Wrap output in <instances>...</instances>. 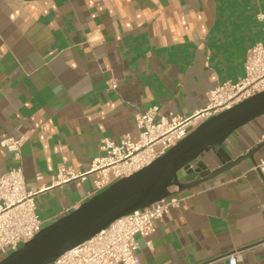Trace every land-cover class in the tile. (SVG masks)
Segmentation results:
<instances>
[{"label": "crops", "instance_id": "0c3cea01", "mask_svg": "<svg viewBox=\"0 0 264 264\" xmlns=\"http://www.w3.org/2000/svg\"><path fill=\"white\" fill-rule=\"evenodd\" d=\"M257 42L264 0H0V173L21 164L51 224L93 190L92 174L54 184L58 169L87 173L104 137L137 140V111L195 115L214 87L244 74ZM11 136L23 137L20 161L1 144ZM223 147L240 160L183 191L181 206L138 236L141 264H229L233 253L237 264H264V181L255 168L264 115ZM204 159L221 165L213 151Z\"/></svg>", "mask_w": 264, "mask_h": 264}, {"label": "built area", "instance_id": "2783aa9c", "mask_svg": "<svg viewBox=\"0 0 264 264\" xmlns=\"http://www.w3.org/2000/svg\"><path fill=\"white\" fill-rule=\"evenodd\" d=\"M109 89L115 90L118 81L109 80ZM264 91V42L255 43L247 53L244 74L237 80L225 81L210 91L207 105L198 113L184 117L175 113L158 116L159 107L153 105L135 114L139 138L126 134L116 141L111 137L101 140L102 154L95 157L87 173L71 166L58 169L54 184L71 180H86L93 175L91 195L99 193L113 182L129 176L164 154L209 117ZM23 137H8L2 146L21 160ZM255 168L264 181V157ZM40 177V175H38ZM36 191L28 189L21 164L0 173V253L6 256L31 240L44 227L37 213ZM178 187L171 194L149 206L135 210L100 231L89 240L71 248L50 264H141L138 236L148 237L156 228V221L170 214L171 208L180 207L185 200ZM264 252V241L262 242ZM239 254L229 255V264H237ZM207 264H216L210 261Z\"/></svg>", "mask_w": 264, "mask_h": 264}, {"label": "water", "instance_id": "95a60500", "mask_svg": "<svg viewBox=\"0 0 264 264\" xmlns=\"http://www.w3.org/2000/svg\"><path fill=\"white\" fill-rule=\"evenodd\" d=\"M262 115L264 91L209 117L148 165L118 179L45 226L4 256L0 264H50L117 219L170 195L172 187L183 192L231 168L240 158L233 160L224 142L238 128ZM210 151L219 159L221 165L217 168L204 159ZM247 156L252 157V151Z\"/></svg>", "mask_w": 264, "mask_h": 264}, {"label": "flooded vegetation", "instance_id": "af4514ba", "mask_svg": "<svg viewBox=\"0 0 264 264\" xmlns=\"http://www.w3.org/2000/svg\"><path fill=\"white\" fill-rule=\"evenodd\" d=\"M196 179H198V178H196ZM181 181H183L184 183H187L184 179H182Z\"/></svg>", "mask_w": 264, "mask_h": 264}]
</instances>
